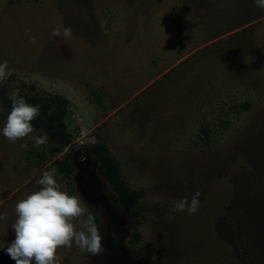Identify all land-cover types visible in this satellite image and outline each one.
Masks as SVG:
<instances>
[{"label": "rangeland", "instance_id": "rangeland-1", "mask_svg": "<svg viewBox=\"0 0 264 264\" xmlns=\"http://www.w3.org/2000/svg\"><path fill=\"white\" fill-rule=\"evenodd\" d=\"M57 27L71 36L52 37ZM231 35L246 44L234 58L243 69L236 80L198 72L183 73L176 87L162 81ZM4 61L12 75L0 81V264H16L6 252L15 205L39 190L45 171L95 217L104 248L61 247L56 264H264V10L254 0H0ZM17 91L66 97L63 125L40 116L33 139L9 142L3 128ZM246 98L250 111L202 139L221 108ZM37 136L47 137L39 148ZM96 142L131 187L143 188L139 214L96 172L97 158L84 150ZM64 158L68 176L54 164ZM196 191L195 214L172 212ZM83 219L73 220L77 230Z\"/></svg>", "mask_w": 264, "mask_h": 264}, {"label": "clouds", "instance_id": "clouds-1", "mask_svg": "<svg viewBox=\"0 0 264 264\" xmlns=\"http://www.w3.org/2000/svg\"><path fill=\"white\" fill-rule=\"evenodd\" d=\"M256 7L264 10V0H254ZM25 29V35L35 44L36 37ZM70 27H57L51 32L52 37L71 36ZM12 75L8 62L0 63V81ZM12 108L3 128L4 137L11 143L25 137L33 139L30 134L34 131L33 120L40 117L39 106L28 104L19 96V91L11 95ZM47 137H35V147L45 144ZM22 148L29 145L24 143ZM39 190L27 195L15 205L16 219L11 224L15 239L11 241L6 252L16 264H56L57 249L71 248L73 244L81 251L91 255L103 253L102 234L91 214L82 206L77 196L69 195L61 190L54 178L53 172L45 171L37 180ZM201 193L194 192L191 198L185 197L176 202L172 212H187L193 215L198 211ZM84 217L81 221L84 230H77L73 220ZM172 217H170L171 219ZM0 219H6L0 216Z\"/></svg>", "mask_w": 264, "mask_h": 264}, {"label": "trees", "instance_id": "trees-1", "mask_svg": "<svg viewBox=\"0 0 264 264\" xmlns=\"http://www.w3.org/2000/svg\"><path fill=\"white\" fill-rule=\"evenodd\" d=\"M198 26L201 34L205 33L204 28L201 27L202 25ZM194 30V27H192L191 34L194 33ZM239 38L238 35H231L226 39L216 40L213 44L203 48L198 56L186 58L177 69L173 70L169 76H165L162 81L166 86L169 85L172 88L179 84L183 73L192 76L198 72L211 78L209 79L210 82L212 80L220 82L218 79H224V77L232 81L236 80L240 73H243V69L241 64L235 62L234 58L241 51V48L246 45L244 43L238 45L236 40ZM257 68L255 67L252 70ZM165 78H168L169 81H166ZM24 99L30 105L39 106L40 116L48 121L63 125L68 103L66 97L57 94H46L30 95ZM253 105V100L246 98L233 102V105L228 108H221L215 119L201 128L203 132L202 139L209 140L213 132L226 131L231 126L233 117H237L242 112L250 111ZM84 150L86 154L94 155L97 158L96 172L107 181L119 202L127 207L133 215L139 214L142 210L140 200L144 195V190L143 188H133L125 181L116 158L110 153L106 144L96 142L85 146ZM56 152H60V148L52 146L50 153L55 154ZM54 164L66 176L73 171V165L68 158L55 159Z\"/></svg>", "mask_w": 264, "mask_h": 264}]
</instances>
